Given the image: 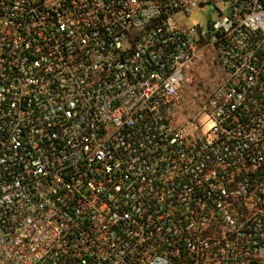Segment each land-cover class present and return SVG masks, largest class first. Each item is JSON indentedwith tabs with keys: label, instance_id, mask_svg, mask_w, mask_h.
I'll list each match as a JSON object with an SVG mask.
<instances>
[{
	"label": "built area",
	"instance_id": "1",
	"mask_svg": "<svg viewBox=\"0 0 264 264\" xmlns=\"http://www.w3.org/2000/svg\"><path fill=\"white\" fill-rule=\"evenodd\" d=\"M0 264H264V0H0Z\"/></svg>",
	"mask_w": 264,
	"mask_h": 264
},
{
	"label": "rangeland",
	"instance_id": "2",
	"mask_svg": "<svg viewBox=\"0 0 264 264\" xmlns=\"http://www.w3.org/2000/svg\"><path fill=\"white\" fill-rule=\"evenodd\" d=\"M211 17L209 10L203 7H197L189 11V16L180 17V22L183 25L196 24L198 23L200 26H205L207 24L208 19ZM215 73L214 67L207 61L198 63L197 66L192 70V72L188 75L187 83L185 84L184 92H194L198 95V99L196 98V103H193L189 97H187L186 105L184 106V110L187 113L188 111H195L197 109V104L204 98L200 92V88L204 82H207L211 77H213ZM202 119V117L200 118ZM206 127V126H205Z\"/></svg>",
	"mask_w": 264,
	"mask_h": 264
}]
</instances>
